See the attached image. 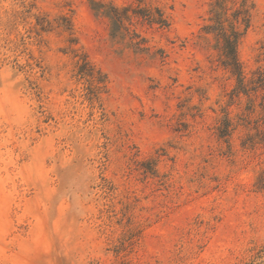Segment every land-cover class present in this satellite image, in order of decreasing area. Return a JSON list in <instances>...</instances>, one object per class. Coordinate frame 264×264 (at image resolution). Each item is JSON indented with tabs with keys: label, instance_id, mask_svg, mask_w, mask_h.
Masks as SVG:
<instances>
[{
	"label": "clouds",
	"instance_id": "obj_1",
	"mask_svg": "<svg viewBox=\"0 0 264 264\" xmlns=\"http://www.w3.org/2000/svg\"><path fill=\"white\" fill-rule=\"evenodd\" d=\"M217 2L0 0V264H264V223L237 179L264 167V98L233 99L241 67L264 65V0ZM193 163L231 220L217 224L209 199L197 231L193 216L150 229L193 191ZM67 171L96 197L86 225L52 191ZM121 209L131 223L117 229ZM117 238L130 254L104 253Z\"/></svg>",
	"mask_w": 264,
	"mask_h": 264
},
{
	"label": "rangeland",
	"instance_id": "obj_2",
	"mask_svg": "<svg viewBox=\"0 0 264 264\" xmlns=\"http://www.w3.org/2000/svg\"><path fill=\"white\" fill-rule=\"evenodd\" d=\"M218 2L216 4H218ZM213 16L214 15L209 16L210 23L208 25H212L211 18ZM208 25H205L204 27ZM205 39L210 47L215 46L216 39L214 35L206 34L205 32ZM255 63L258 66H250L247 64L242 66L244 76L247 80H250L253 77V73L257 71L258 68L264 67V65L259 64V58H257ZM81 71H83V68ZM233 83L234 87L237 89V77L234 78ZM247 98L248 96L243 93H238L237 96L233 97L234 100H246ZM259 101L260 100L257 102ZM45 123H47V121H45ZM223 123H228L230 126L229 121H224ZM203 163L207 164V161H204ZM261 163L264 164V162ZM199 169L200 165L193 163V168L190 169L187 174V183L193 191H189L187 193V197L181 204L169 208L163 214L159 212L155 213L156 218L153 220V223L149 225L150 229L158 232L172 227L176 220H180L182 218L186 220L188 216H193L194 218L191 220L190 227L192 231H197L198 228L202 227L205 222L196 217L195 214L201 203H206L209 199L216 205L212 211L220 213L219 216L213 217L214 221L219 225H227V223L231 220L232 213V209L225 203L227 197L224 195L223 191H217L216 187H213L211 192L201 193L199 191V188L201 187L198 175ZM237 179L240 180L241 184L246 183V197L254 201L257 205V215L255 219L259 227L262 223H264V221H261L260 219V217L264 215V212L260 210V205L264 202V167L257 164L256 167L248 174L241 171ZM52 180L55 183V188H53L52 191L59 199V207L61 209L62 217L68 221L70 226L75 227L86 225L90 220V212L93 210L94 201L96 199V197L92 194L93 190L86 185H81L80 177L76 171H67L63 174H58L57 176L52 177ZM167 190V188L164 189L165 192H167ZM156 191L160 192V189L158 188ZM161 194L163 195L164 193ZM217 201H219V203H217ZM125 211V209H121L120 215L109 217L110 222L117 229H119L122 224L127 227V225L131 223V220H126L124 218L123 213ZM97 219H99V217H97ZM123 235H125V233L122 232V236ZM129 247L130 246L126 240L117 238L111 248H104L103 251L104 253L117 251L130 254L128 252ZM257 254L259 255V253ZM95 264H107L103 254L100 256L99 260L95 262Z\"/></svg>",
	"mask_w": 264,
	"mask_h": 264
},
{
	"label": "trees",
	"instance_id": "obj_3",
	"mask_svg": "<svg viewBox=\"0 0 264 264\" xmlns=\"http://www.w3.org/2000/svg\"><path fill=\"white\" fill-rule=\"evenodd\" d=\"M223 7V4L218 2L216 4V9H220ZM215 20L216 25H208L205 27L206 34L214 35L216 42L222 40L223 37L218 28L220 24V16L214 15L211 18V21ZM237 77L238 80V93H243L248 97H253L256 101L264 98V67L258 68L257 71L253 73V77L250 80H247L243 73V67L240 69V73Z\"/></svg>",
	"mask_w": 264,
	"mask_h": 264
}]
</instances>
